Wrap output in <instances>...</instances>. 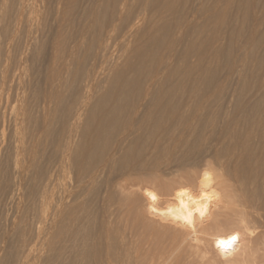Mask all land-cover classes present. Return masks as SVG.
<instances>
[{"label":"rangeland","instance_id":"obj_1","mask_svg":"<svg viewBox=\"0 0 264 264\" xmlns=\"http://www.w3.org/2000/svg\"><path fill=\"white\" fill-rule=\"evenodd\" d=\"M122 1L42 0L39 2L41 5L37 2L38 8L35 6L39 19L38 28L24 59V87L27 88H24V107L27 106L25 109L28 122L26 120L23 128L26 131L23 133H27L24 135L26 143L36 140L41 144H37L38 157L36 154L37 159L34 158L35 162H32L33 166L31 164V170L27 174L30 173L23 177L24 180L21 179L20 186H23L20 191L23 195L20 192L19 204H13L18 197L14 195L12 198L17 181L13 173V130L9 128L7 118V121H0V132L4 137L0 146V264L17 263V249L22 241L30 238L32 223L38 218L37 214H41L43 218L50 213L58 196L66 192L71 193V199L67 202L68 206L64 204L66 209L55 226V237L48 239L40 258L33 264H98L99 261L103 264H150V227L160 223L147 214L143 189L162 194L164 186L158 185L157 181L170 187L181 183L191 186L193 176L187 180L184 174L198 173L204 168L206 161L216 166L222 165L232 176L246 180L248 190L254 191L252 197L255 198V207L261 209L256 207L248 216V221L251 222L249 251L243 258L240 256L234 262L226 264H264V0H126V10L120 15L117 6ZM21 4L22 0H7L6 6L4 5L6 9L3 6L2 13L0 12V44L6 39L12 40V58L9 61L11 68L17 63L18 53L24 43L22 38L26 29L25 20L23 19V24L18 28L11 24L12 17ZM133 18H138L139 21L138 28L134 30L136 36L124 39L123 32L128 28V21ZM109 29L112 31L111 59L117 61L113 64L109 59L103 65L104 61L99 57L97 47L101 37ZM55 40L63 41L59 43ZM73 45L75 47L72 48ZM168 58L169 70L166 71L161 65ZM69 59L71 65H74L72 69L69 68ZM66 66L69 71L65 70ZM55 67L58 72L61 71L64 84L58 90L59 98L51 108L49 122L43 125V106L49 92L47 80L52 72H56ZM100 67L107 70L110 68V73H107L109 76L106 74L94 79ZM157 72L160 74L159 80L150 87V94L145 96L148 81L153 80ZM86 79H91L92 96L87 107L89 112L86 110L83 118L86 116L85 119H90L86 123L84 119L81 122L84 136L80 147L78 146L71 164L67 166L69 169L65 167L66 172L63 169L58 173V186L55 184L50 190L48 201L39 206L35 196L39 197L38 191L41 190L46 176L58 162L59 139L63 138L69 124L66 120L71 118L75 110L81 83ZM14 95L15 91L12 89L9 101H12ZM138 106V111L133 115V110ZM183 107L184 110L181 111ZM121 112L122 115H118ZM106 113L111 116L107 114L106 117ZM147 114L140 134L136 133L128 141V150L125 148L126 151L118 155L97 179L95 177L91 181L89 178L87 180L83 175L87 177L102 164L105 155L114 147L127 126L142 122ZM64 123L67 124L64 126ZM232 152L235 154L231 155ZM97 155H100L99 159ZM139 165H142L141 168ZM131 168L138 170L140 182L123 191L114 184ZM60 186H63L62 189ZM56 190L58 192H53ZM124 204H129L131 208L128 220L120 215V208ZM74 206L78 207L77 211ZM67 213L69 216L66 218ZM17 222L21 223L18 225ZM221 223L220 225L226 226L231 221L224 220ZM128 226H133V231L126 230ZM185 264L224 263L218 261L204 246L201 254L190 258Z\"/></svg>","mask_w":264,"mask_h":264},{"label":"bare ground","instance_id":"obj_2","mask_svg":"<svg viewBox=\"0 0 264 264\" xmlns=\"http://www.w3.org/2000/svg\"><path fill=\"white\" fill-rule=\"evenodd\" d=\"M42 1V0H41ZM39 0V2H41ZM119 1V0H118ZM0 12L2 13V8L7 3V0H0ZM37 0H22V4L19 6L18 10L14 13V16L12 17V22L11 24L16 26L18 28L21 24H23V19L25 20V33H24V43L22 45V48L20 50L19 57L17 63L11 68L9 61L11 60L10 56V48L12 44V40L6 39L4 42L0 44V121L7 118L9 120V128L13 130V141H12V146H13V173L15 174V178L17 181H15V189L12 193V198L13 196L18 195V197L15 199L13 204L18 205L19 202V194L23 193L20 191V184H21V179L25 177L27 174L28 170H31V164L36 158V148L37 144H41V142L35 141H30L29 143H26L24 140V135L23 131H26L24 128V124L27 120V111L26 107H24V100H25V88L26 83H25V78H26V69H25V64H24V59L25 56L27 55L30 42L32 40V37L34 34L37 32L38 28V21L39 19L37 18L38 15L35 10V6L37 4ZM38 2L39 5H41ZM132 2V1H131ZM133 3V2H132ZM125 4H127L126 0H123L121 3L118 4V12L119 14L124 13L125 9ZM130 4V3H129ZM145 5V4H144ZM4 6V8H5ZM37 7V6H36ZM146 7V6H145ZM144 7V8H145ZM38 8V7H37ZM40 8V7H39ZM97 8V6H96ZM127 8V6H126ZM168 8V7H167ZM6 9V8H5ZM128 9V8H127ZM4 10V9H3ZM113 10V9H112ZM126 10V9H125ZM140 10V9H139ZM38 11V10H37ZM64 11V10H63ZM141 11V10H140ZM5 11H3L4 13ZM123 12V13H122ZM138 13V12H137ZM39 14V12H38ZM90 14V13H89ZM127 14V13H126ZM140 14V12L138 13ZM92 15V14H91ZM125 15V14H124ZM145 15V14H144ZM155 15V14H152ZM135 17V16H134ZM140 17V16H137ZM143 17V16H142ZM95 18V16H94ZM159 18V17H158ZM11 19V18H10ZM38 19V20H37ZM149 19V18H148ZM96 20V19H95ZM144 20V19H143ZM94 21V20H93ZM150 21V20H149ZM128 28L126 31L123 32L124 34V39L126 38H132L134 34V30H136L137 24H138V18H133L131 21H128ZM148 22V21H147ZM90 23V22H89ZM87 26V25H86ZM92 26V23H91ZM115 28V27H114ZM126 28V27H125ZM138 28V27H137ZM150 28V27H149ZM148 28V29H149ZM87 32V31H86ZM112 31L109 29L107 30L104 35L101 37L99 40L98 44V53L99 57L104 61V63L110 59L113 56L111 53V33ZM138 33V32H137ZM100 34V33H99ZM59 35V34H58ZM101 35V34H100ZM144 35V34H143ZM62 36V34H61ZM136 36V35H135ZM61 40V37H58ZM57 38V39H58ZM64 38V37H63ZM140 40V39H139ZM57 41V40H55ZM63 41V40H62ZM61 41V42H62ZM149 41V38H148ZM174 41V40H173ZM23 42V41H22ZM61 43L60 41H57ZM123 43V42H122ZM121 43V45H123ZM128 43V40H127ZM57 44V43H56ZM63 44V43H62ZM61 44V45H62ZM60 45V46H61ZM76 45V44H75ZM82 45V44H81ZM125 45V44H124ZM57 46V45H56ZM80 46V45H79ZM58 47V46H57ZM75 47L74 45L72 48ZM81 47V46H80ZM79 47V48H80ZM127 47V44H126ZM65 48V47H64ZM63 48V49H64ZM128 48V47H127ZM139 48V47H138ZM20 49V47H19ZM59 49V48H58ZM141 49V48H140ZM78 50V49H77ZM136 50V49H135ZM139 50V49H138ZM19 51V50H18ZM60 51V50H59ZM80 51V50H78ZM77 51V52H78ZM125 51V50H124ZM137 51V50H136ZM62 51V55H63ZM79 53V52H78ZM77 54V53H76ZM115 54V52L113 53ZM71 55V54H70ZM97 55V54H95ZM68 56V55H67ZM122 56V53L120 54ZM156 56V55H155ZM11 57V58H10ZM98 57V56H97ZM118 57V56H117ZM173 57V56H172ZM99 58V60H100ZM113 58V57H112ZM67 59V58H66ZM72 59V58H71ZM74 59V58H73ZM97 59V58H96ZM118 59V58H117ZM70 60V59H69ZM75 60V59H74ZM121 60V59H120ZM155 60V59H154ZM13 61V60H12ZM66 61V60H65ZM114 61H117L114 59ZM112 60V63L114 62ZM164 61V60H163ZM162 61V68L166 71L169 70V62L170 58L165 60L164 62ZM71 62V60H70ZM69 62V66L72 64V62ZM74 62V61H73ZM77 62V61H76ZM102 62V61H101ZM15 63V62H14ZM67 62H65L66 64ZM95 63V62H94ZM115 63V62H114ZM113 63V64H114ZM152 63V62H151ZM154 63V62H153ZM55 64V63H54ZM74 64V63H73ZM110 64V63H109ZM118 64V63H116ZM59 65V64H58ZM102 65V66H103ZM107 65V64H106ZM119 65V64H118ZM149 65V64H148ZM171 65V64H170ZM25 66V67H24ZM57 67V65H55ZM62 66V65H61ZM64 66V65H63ZM74 65H71L69 68H71ZM100 66V65H99ZM101 66V67H102ZM112 66V65H111ZM114 66V65H113ZM146 66V65H145ZM54 67V66H53ZM55 67V70H56ZM68 66L65 67V70L69 69L67 68ZM97 71L95 77L99 76H104L107 73L109 74L111 69L109 68L107 70L101 68ZM110 67V66H109ZM150 67V66H148ZM61 68V67H60ZM74 68V67H73ZM105 68V67H104ZM160 68V67H159ZM72 69V68H71ZM70 69V70H71ZM53 70V69H52ZM51 70V71H52ZM61 69H59L60 71ZM114 72L116 71L113 69ZM66 72V71H65ZM64 72V73H65ZM112 73V72H111ZM107 74V75H108ZM67 75V73H66ZM65 75V76H66ZM88 75V74H87ZM92 75V74H91ZM111 75V74H110ZM148 75V74H147ZM159 73L154 75V79L151 81H148L149 83L147 84L146 90H145V96H148L150 94V87H153L157 79L159 77ZM162 75V74H161ZM64 76V77H65ZM69 76V74H68ZM66 76V77H68ZM109 76V75H108ZM89 77V75H88ZM114 77V76H113ZM117 77V75H116ZM87 78V77H86ZM91 78V77H90ZM105 78V77H104ZM111 78V77H110ZM145 78V77H144ZM143 78V79H144ZM62 73L61 71L58 72H52L47 80V85L49 87V92L48 95L45 98L44 106H43V111L41 108L42 112V122L43 125H46L51 117V108L53 105H55L56 101L59 98V88H61V84L63 83L62 81ZM118 79V78H117ZM91 80V79H90ZM89 79H86V81H82L83 83L80 89V94L78 95L79 98L76 103V107L74 112L71 110V107L69 108L71 110L72 116L71 118H68L66 121H69V124L67 125L65 129V133L63 135V138L60 140L59 139V144H58V151L59 152V159L54 167L53 171L49 175H47L44 180V183L42 187L40 188L41 190L38 191L40 193L39 197L34 195L37 199V203L39 206L43 204L44 202L48 201V196L50 193V190L57 185L58 179H60L58 173L61 172L65 167L69 166L71 164L74 155L78 151V146L81 143V139L84 136L83 132H81V122L84 119L85 123L87 122L86 120L88 119L83 118L87 107H88V102L91 95V82ZM111 80V79H109ZM115 80V79H114ZM159 80V79H158ZM100 81V80H99ZM94 82V81H93ZM143 82V81H141ZM64 84V83H63ZM62 84V85H63ZM140 84V83H139ZM125 85V84H124ZM146 85V84H145ZM25 86V87H24ZM93 87V86H92ZM100 87V86H99ZM138 87V86H137ZM25 88V89H24ZM140 88V87H139ZM12 89L15 91V95L13 96L12 101H9V94L10 91L12 92ZM97 89V88H96ZM99 90L102 91L100 88ZM98 91V90H97ZM79 92V91H78ZM104 92V91H102ZM143 92V91H142ZM141 92V93H142ZM96 94V92H93ZM139 93V92H138ZM99 94V93H97ZM103 94V93H102ZM101 94V95H102ZM45 96V95H44ZM95 96V95H94ZM93 96V97H94ZM99 97V96H97ZM77 99V98H76ZM43 100V98H42ZM75 100V99H74ZM95 100V99H94ZM102 100V99H101ZM137 100V99H136ZM146 100V99H145ZM26 102V101H25ZM93 102V101H92ZM211 102V101H210ZM107 104V103H105ZM115 105V104H114ZM133 105V104H132ZM102 107V105H100ZM95 107V106H93ZM117 108L116 106H114ZM134 107V106H133ZM138 106L135 110H133V115L138 111ZM28 109V108H27ZM73 109V108H72ZM91 113H93L92 109L89 108ZM95 108H93L94 110ZM102 109V108H101ZM120 109V108H119ZM131 109V108H130ZM205 109V108H204ZM56 110V109H55ZM184 110V107L182 108L181 111ZM69 111V110H68ZM88 111V110H87ZM110 111L113 110L110 109ZM116 111V110H115ZM121 111V110H120ZM150 113V110H148ZM55 112V111H54ZM89 112V111H88ZM123 112V109H122ZM118 114V115H122ZM115 113V112H114ZM113 113V114H114ZM165 113V110H164ZM186 113V112H185ZM55 114V113H54ZM53 114V115H54ZM108 113H106V117ZM112 114V115H113ZM181 114V112H180ZM179 114V115H180ZM109 117L111 116L108 114ZM117 115V114H116ZM132 115V114H131ZM30 116V115H29ZM148 114L146 115L145 119L142 120V122L138 124L130 123L121 137L118 139L114 147L105 155V159L102 162L101 165H99L97 168L94 170H90L89 174L86 175L84 174L83 176L85 178L91 179L95 178L97 179V176L101 173H103L108 167L112 165L114 162L115 158L118 157V155H122L126 151V145L128 141L137 134H140V129L145 125L144 120H146ZM104 117L105 119H107ZM169 117V116H168ZM95 118V117H94ZM181 118V117H180ZM184 118V117H183ZM105 119L103 121H105ZM243 119V118H242ZM255 119V118H254ZM6 120V121H7ZM116 120V119H115ZM238 120V119H237ZM236 120V122H237ZM263 120V119H262ZM253 121V120H252ZM261 121V120H260ZM2 122V121H1ZM4 122V121H3ZM28 122V120H27ZM91 122V120H90ZM235 122V123H236ZM85 123L83 125H85ZM102 123V122H101ZM252 123V122H251ZM264 123V122H263ZM7 124V123H5ZM67 123H64V126ZM238 124V122H237ZM110 125V124H108ZM253 125V123L251 124ZM264 125V124H263ZM4 126V125H3ZM27 129L28 126L26 125ZM262 127V126H260ZM1 128V127H0ZM5 128V127H4ZM48 128V127H47ZM99 129V127H97ZM263 128V127H262ZM45 129V127H43ZM49 129V128H48ZM63 129V130H64ZM84 129V128H83ZM87 129V127H86ZM4 130V129H3ZM33 130V129H32ZM35 130V129H34ZM33 130V131H34ZM96 130V129H95ZM28 131V130H27ZM104 132V131H103ZM139 132V133H138ZM192 132V131H191ZM230 132V131H229ZM61 133V132H60ZM62 133V134H63ZM86 132H84L85 134ZM102 133V132H101ZM100 133V134H101ZM61 134V135H62ZM98 134V135H100ZM117 134V133H116ZM97 135V137H98ZM103 135V134H102ZM39 136V135H38ZM138 136V135H137ZM231 136V135H230ZM257 136V135H256ZM27 137V136H26ZM33 137V136H31ZM40 137V136H39ZM62 137V136H61ZM60 137V138H61ZM100 137V136H99ZM227 137V136H226ZM233 136H231L232 138ZM255 137V136H254ZM37 138V137H36ZM35 138V139H36ZM143 138V137H142ZM145 138V137H144ZM229 138V137H228ZM3 134L0 132V146L3 142ZM34 139V138H33ZM40 139V138H39ZM98 139V138H97ZM102 139V136H101ZM233 139V138H232ZM238 139V138H237ZM245 139H247L245 137ZM253 139V138H252ZM257 139V138H256ZM41 140V139H40ZM145 140V139H144ZM244 140V139H243ZM158 141V139H157ZM236 141V139H235ZM238 141V140H237ZM5 142V141H4ZM83 142V141H82ZM258 142V141H257ZM255 144H258V143ZM98 144L97 142H95ZM161 143V142H159ZM232 143V142H231ZM39 144V145H40ZM113 144V142H112ZM230 144V143H229ZM254 144V145H255ZM82 145H84L82 143ZM95 145V144H93ZM106 145V143H105ZM129 145V144H128ZM127 145V147H128ZM249 145H251L249 143ZM98 146V145H97ZM112 146V145H111ZM133 146V145H132ZM220 146V145H218ZM241 147V143L239 145ZM80 147V146H79ZM131 147V146H130ZM239 147V148H240ZM244 147V146H243ZM248 147V144H247ZM57 148V146H56ZM95 148V146L93 147ZM92 148V149H93ZM126 148V149H125ZM141 148V147H140ZM263 148V147H262ZM2 149V148H1ZM0 149V150H1ZM82 149V148H81ZM80 149V150H81ZM97 149V148H96ZM131 149V148H130ZM251 149V148H250ZM125 150V151H124ZM128 150V149H127ZM138 150V149H137ZM147 150V149H146ZM139 151V150H138ZM247 151V150H246ZM2 152V151H1ZM90 152V151H89ZM107 152V151H105ZM93 153V151L91 152ZM95 153V152H94ZM135 153V152H134ZM139 152H137L138 154ZM234 152H232L231 155H233ZM245 153V151H244ZM263 153V152H262ZM56 154V153H55ZM90 154V153H89ZM235 154V153H234ZM246 154V153H245ZM264 154V153H263ZM93 155V154H92ZM101 155V153H100ZM99 155V156H100ZM88 156V153H87ZM87 156L85 158H87ZM98 156V155H97ZM98 156V159H99ZM102 156V155H101ZM151 156V154L149 155ZM156 156V155H155ZM212 156V155H211ZM38 157V154H37ZM90 157V156H88ZM232 157V156H231ZM91 158V157H90ZM101 158V157H100ZM121 158V157H120ZM151 157H149L150 159ZM156 158V157H155ZM257 158V157H256ZM37 159V158H36ZM92 159V158H91ZM123 159V157H122ZM120 159V160H122ZM125 159V158H124ZM218 159V158H217ZM244 159V158H243ZM90 160V159H88ZM118 160V159H117ZM37 161V160H36ZM237 161V160H236ZM35 162V161H34ZM55 162V161H54ZM238 162V161H237ZM116 163V161H115ZM143 163V162H142ZM141 163V164H142ZM148 163V162H147ZM223 163V162H222ZM240 163V161L238 162ZM157 164V163H156ZM155 164V166H156ZM115 165V164H114ZM143 165V164H142ZM142 165H139L140 168ZM218 165V164H217ZM33 166V164H32ZM236 166V164H235ZM238 166V165H237ZM256 166V165H255ZM233 167V166H232ZM239 167V166H238ZM252 167V166H251ZM33 168V167H32ZM149 168V167H148ZM52 169V168H51ZM67 169H69L67 167ZM66 172V169H64ZM71 170V169H70ZM81 170V169H80ZM84 170V169H83ZM112 170V169H111ZM190 171V170H189ZM70 172V171H69ZM113 172V171H112ZM185 172V171H184ZM260 172V171H259ZM30 173V172H29ZM28 173V174H29ZM243 173V172H242ZM27 174V175H28ZM60 174V173H59ZM254 174V173H253ZM111 175V174H110ZM150 175V174H149ZM186 179H190V177L193 176V184L190 186L188 184L182 185H176L174 187H170L169 185H165L162 181H157L158 185H163L164 186V192L162 194H159L153 190L144 188L143 189V197L147 201V214L152 218L156 219L159 221V225L155 227H150V264H185L190 258L195 257L199 254L202 253V248L205 246L208 248V250L213 254V256L220 261L221 263H231L236 260V258L242 256L246 252L249 251V235L251 232L250 229V223L248 221V216L251 214L250 212L256 209L255 207V198L252 197V193L250 190L247 188V183L246 180L239 179L237 176H232L231 173L227 172L225 168L220 165L216 166L214 164H210L209 162L206 161L204 164V168L201 169L198 173L195 172V174L190 175L189 173L184 174ZM237 175V174H236ZM251 175V174H250ZM61 176V175H60ZM64 176V175H62ZM68 176V175H66ZM100 176V175H99ZM139 173L136 168H131L129 171L125 174H123L118 181L114 184L116 187H118L121 190H128L129 188H133L135 185H137L138 182H140L139 179ZM148 176V175H147ZM146 176V177H147ZM171 176V175H170ZM244 176V175H243ZM182 177V176H181ZM250 177V176H248ZM258 177V175H257ZM83 178V177H82ZM154 178V177H153ZM168 178V177H167ZM246 178V177H245ZM65 178L63 177V180ZM152 179V178H151ZM156 179V178H155ZM253 179V178H252ZM24 180V179H23ZM22 180V181H23ZM27 180V179H26ZM69 180V179H68ZM81 180V179H80ZM79 180V181H80ZM86 180V179H85ZM99 180V179H98ZM97 180V181H98ZM150 180V179H149ZM171 180V179H170ZM260 180V179H259ZM84 181V180H83ZM89 181V183H90ZM263 181V180H262ZM43 182V181H42ZM61 182H63L61 180ZM82 182V180H81ZM80 182V183H81ZM95 182V181H94ZM252 182V181H251ZM250 182V183H251ZM261 182V181H260ZM59 183V181H58ZM189 183V182H187ZM263 184V182H261ZM68 184V183H67ZM78 184V182H77ZM92 184V183H91ZM260 184V183H259ZM60 185V184H59ZM66 184H64L65 186ZM79 185V184H78ZM86 185V184H85ZM261 185V184H260ZM40 186V185H39ZM38 186V187H39ZM58 186V185H57ZM56 186V187H57ZM68 186V185H67ZM70 186V185H69ZM87 186V185H86ZM264 186V184H263ZM261 186V187H263ZM61 187V186H60ZM63 187V186H62ZM61 187V189H62ZM77 187V186H76ZM85 187V186H84ZM260 187V186H259ZM69 188V187H67ZM74 188V187H73ZM82 188V187H81ZM87 188V187H86ZM85 188V189H86ZM39 189V188H38ZM37 189V190H38ZM55 189V188H54ZM53 189V190H54ZM57 189V188H56ZM60 189V190H61ZM64 189V188H63ZM70 189V188H69ZM75 189V188H74ZM260 189V188H259ZM59 190V189H58ZM58 190L53 191V192H58ZM73 190V189H72ZM77 190V188L75 189ZM88 190V189H87ZM91 190V189H90ZM254 190V189H253ZM258 188L256 189V191ZM261 190V189H260ZM62 191V190H61ZM79 191V190H78ZM82 191V190H81ZM255 191V192H256ZM65 192V191H64ZM71 192V191H70ZM260 192V191H259ZM52 193V191H51ZM37 194V195H38ZM23 195V194H22ZM57 195V194H56ZM257 195V194H256ZM116 196V195H115ZM254 196V195H253ZM22 197V196H21ZM52 197V195H51ZM54 197V195H53ZM56 197V196H55ZM81 197V196H80ZM71 199V193L66 192L58 196L57 202L54 204V206L51 209V212L47 213L46 216L42 218L41 214H37L38 218L33 225V230L31 228V236L28 240L22 241L21 245H19L17 252H16V259L17 263L16 264H33L35 261H37L40 258V255L42 253V249L46 242L48 241L49 238H54L55 237V226L57 222L59 221L60 218H62L63 213H64V204L68 206L67 202L68 200ZM75 199V198H74ZM85 199H88L87 197ZM127 199V198H126ZM13 200V199H12ZM111 200V199H110ZM113 200V199H112ZM33 201V200H32ZM74 201V200H73ZM83 201V200H82ZM109 201V200H108ZM25 202V201H24ZM55 202V201H54ZM84 202V201H83ZM110 202V201H109ZM34 203V202H33ZM73 203V202H70ZM78 203V202H77ZM85 203V202H84ZM80 204V202H79ZM83 204V203H82ZM81 204V205H82ZM109 204V203H108ZM70 205V204H69ZM72 205V204H71ZM74 205V204H73ZM87 205V204H86ZM85 205V207H86ZM34 206V204L32 205ZM114 206V205H113ZM76 208V206H74ZM79 207H81L79 205ZM83 207V206H82ZM132 207V206H131ZM255 207V208H254ZM261 207V206H259ZM34 209L35 206L33 207ZM78 208V207H77ZM77 208L75 209L77 211ZM120 208V207H119ZM14 209V208H13ZM111 209V208H110ZM258 209V207H257ZM72 210V209H71ZM74 210V211H75ZM258 210H261L260 208ZM21 211V210H20ZM36 210H34L35 212ZM24 212V211H23ZM71 212V211H70ZM69 212V214H70ZM85 212V211H83ZM112 212V211H111ZM114 212V211H113ZM119 212V211H118ZM15 213V212H14ZM72 213V212H71ZM87 213V212H86ZM24 214V213H23ZM36 214V213H35ZM68 214V213H67ZM69 214L66 216V218L69 216ZM73 214V213H72ZM78 214V213H77ZM76 214V215H77ZM109 214V212H108ZM106 214V216H109ZM131 214V208L129 207V204H124L122 208H120V215L124 219H129L127 216ZM33 215V214H32ZM75 215V214H74ZM74 215L73 218H74ZM111 215V214H110ZM113 215V213H112ZM253 215V213H252ZM62 216V217H61ZM78 216V215H77ZM22 217V214L21 216ZM25 217V216H24ZM254 217V216H253ZM13 218V217H12ZM36 218V215H35ZM72 218V217H71ZM110 218V217H107ZM149 218V217H148ZM12 220V219H11ZM65 220V217H64ZM77 220V219H76ZM75 220V221H76ZM82 220V219H81ZM109 220V219H108ZM224 220H230L231 223H229L226 226L220 225L221 221ZM19 221V220H18ZM61 221V220H60ZM112 221V220H111ZM11 222V221H10ZM22 222V221H21ZM19 222V223H21ZM27 222V221H26ZM30 222V220H28ZM63 222V221H62ZM61 222V223H62ZM70 223V221H68ZM72 222V221H71ZM93 222V221H92ZM116 222V221H115ZM145 222V221H144ZM18 223V222H17ZM16 227L19 225H17ZM23 223V222H22ZM25 223V221H24ZM65 223V221L63 222ZM66 223V224H69ZM74 223V222H73ZM72 223V224H73ZM83 223V220L82 222ZM80 223V224H81ZM110 223V222H109ZM31 224V223H29ZM27 224V225H29ZM60 224V223H59ZM58 224V225H59ZM76 224V223H75ZM79 224V225H80ZM108 224V223H107ZM111 224V223H110ZM149 224V223H148ZM222 224V223H221ZM256 224V223H255ZM14 225V224H13ZM71 225V223H70ZM69 225V226H70ZM124 225V224H123ZM22 226V225H21ZM68 226V225H66ZM109 226V225H107ZM112 226V225H111ZM116 226V225H115ZM253 226V225H252ZM12 227V226H11ZM27 228V226H24ZM73 227V225H72ZM81 227V226H80ZM23 228V229H25ZM65 228V227H63ZM69 228V227H67ZM66 228V229H67ZM133 226H128L126 230L133 231ZM22 229V227H21ZM29 229V228H28ZM53 229V230H52ZM62 229V228H61ZM83 229V228H82ZM80 229V230H82ZM108 229V228H107ZM125 229V228H124ZM15 230V229H14ZM64 231V229H62ZM125 230V231H126ZM19 231V230H18ZM22 231V230H21ZM256 231V230H255ZM16 232V230L14 231ZM12 232V233H14ZM107 232V231H105ZM109 232V230H108ZM253 232V231H252ZM67 233V232H66ZM66 233L64 234L66 236ZM73 233V232H72ZM136 233V232H135ZM5 234V233H4ZM57 234V233H56ZM77 234V233H76ZM137 234V233H136ZM135 234V236H136ZM63 235V234H62ZM108 235V234H107ZM138 235V234H137ZM10 236V235H9ZM61 236V235H59ZM72 236V235H71ZM106 236V235H105ZM124 236V235H123ZM7 237V236H6ZM64 237V236H63ZM62 237V240H63ZM75 237V236H73ZM83 237V236H82ZM86 237V236H84ZM139 237V236H138ZM137 237V238H138ZM61 239V237H59ZM72 238V237H71ZM56 239V238H55ZM85 239V238H84ZM100 239V238H99ZM107 239V236H106ZM111 239V238H110ZM113 240V239H112ZM60 241V240H59ZM105 241V240H104ZM131 241V240H130ZM62 242V241H60ZM74 242V241H73ZM107 242V241H106ZM112 242V241H111ZM114 242V241H113ZM135 242V241H134ZM133 242V243H134ZM70 243V242H69ZM126 243V242H125ZM66 244V243H65ZM71 244V243H70ZM109 244V243H108ZM122 244V242H121ZM136 244V242H135ZM79 245V244H78ZM95 245V244H94ZM112 245V244H111ZM123 245V244H122ZM68 246V245H67ZM66 246V247H67ZM108 246V245H105ZM114 246V245H113ZM127 246V245H126ZM130 246V245H129ZM79 247V246H78ZM84 248V247H83ZM108 248V247H107ZM122 250V247H120ZM129 248V247H128ZM74 249V248H73ZM79 249V248H78ZM77 249V250H78ZM87 249V247H86ZM60 250V249H59ZM112 250V249H111ZM110 250V251H111ZM120 250V251H121ZM130 250V249H129ZM113 251V250H112ZM128 251V250H127ZM132 251V250H131ZM139 251V250H138ZM149 251V250H148ZM63 252V251H62ZM126 252V251H125ZM60 253V251H59ZM109 253V252H108ZM113 253V252H111ZM120 253V252H119ZM128 252H126L127 254ZM136 253V252H135ZM142 253V252H141ZM134 254V253H133ZM176 254L177 257H176ZM112 255V254H111ZM123 255V253H122ZM58 256V255H57ZM64 256V255H63ZM113 256V255H112ZM88 257V256H87ZM122 257V256H121ZM66 258V257H65ZM90 258V256H89ZM129 258V257H128ZM242 258H240L242 260ZM67 259V258H66ZM78 259V258H77ZM76 259V261H77ZM88 259V258H87ZM111 259V258H110ZM207 259V258H206ZM239 259V260H240ZM132 260V258H131ZM56 261V259H55ZM75 261V262H76ZM114 260L112 259V262ZM173 261V263H171ZM58 262V261H57ZM121 262V261H120ZM140 262V261H139ZM209 262V261H208ZM116 263V262H115ZM244 263V262H243ZM242 263V264H243ZM37 264V263H35ZM56 264V263H55ZM89 264V263H88ZM98 264H103L99 263ZM110 264V262H109ZM114 264V263H113ZM126 264V263H125Z\"/></svg>","mask_w":264,"mask_h":264}]
</instances>
